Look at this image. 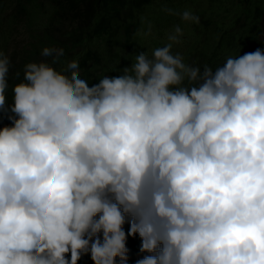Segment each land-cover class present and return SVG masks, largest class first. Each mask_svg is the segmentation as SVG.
Listing matches in <instances>:
<instances>
[{"label":"clouds","instance_id":"clouds-1","mask_svg":"<svg viewBox=\"0 0 264 264\" xmlns=\"http://www.w3.org/2000/svg\"><path fill=\"white\" fill-rule=\"evenodd\" d=\"M41 55L10 77L0 51V264H128L137 234L136 264H264V49L168 43L92 83Z\"/></svg>","mask_w":264,"mask_h":264},{"label":"trees","instance_id":"trees-1","mask_svg":"<svg viewBox=\"0 0 264 264\" xmlns=\"http://www.w3.org/2000/svg\"><path fill=\"white\" fill-rule=\"evenodd\" d=\"M185 1L0 0V51L10 55V77L25 63L44 60L42 48L49 46L65 53L69 67L79 65L83 78L90 83L96 82L102 76L120 74V70L131 63L133 53L145 51L150 55L145 38L149 28L156 18L161 21L159 14L170 21L172 14ZM254 3L256 7L252 3V7L247 9L241 0H234L236 19L227 30L224 23L210 24L202 31L197 28L196 39L185 47L186 63L199 65L201 69L205 65L215 69L228 56H235L240 51L243 55L258 48L264 49V10L260 9V5L264 7V0H255ZM215 6L218 11L223 8L229 10L226 4ZM155 9L158 11L155 12ZM255 15L262 19L248 20ZM156 24L159 25V21ZM23 26L29 28L32 42L26 55L21 57V53L12 51L11 47L15 35ZM212 28L213 31H210ZM56 71L62 74L60 69ZM8 95L10 99L11 88ZM6 123H9L6 119L0 121V127ZM128 227L126 224V231ZM126 244L129 249L128 264H136L138 259L147 255L140 251L138 234L128 236ZM78 264H93L90 254L83 255Z\"/></svg>","mask_w":264,"mask_h":264},{"label":"rangeland","instance_id":"rangeland-1","mask_svg":"<svg viewBox=\"0 0 264 264\" xmlns=\"http://www.w3.org/2000/svg\"><path fill=\"white\" fill-rule=\"evenodd\" d=\"M241 1L244 5V8L252 7L251 6L252 3L254 4L253 7L254 6L256 7L254 3L255 0H241ZM182 2L183 0H181V3ZM218 3L223 6L224 4H226L229 10L228 9L224 10L223 8V10L218 11L215 6ZM233 4H234V0H186L181 6L178 7L177 11L172 14L170 21L164 20L166 16L159 14L158 17L159 19H161V21L156 18V21H159V25L157 24L155 25L156 21H154V25H152L149 28L148 34L145 37L146 45L148 46L150 53L156 47H163L168 43H172L173 53L180 54L183 57L184 61L186 62L185 47L187 46L186 45L187 43L192 42L193 40L196 39V29L198 28L199 31H202L204 27H210V24L214 25V24L224 23L225 24L224 29L227 30L228 27L232 25L234 23V20L236 19L235 12H237V7L236 8L233 7ZM186 9H190L195 15L199 16V23L184 21L181 18V13ZM260 9L264 10L263 5H260ZM157 11L158 10L155 9V12ZM151 12L152 9L149 10V13ZM254 13H255V9H254ZM248 15H250V12H248ZM261 19L262 18L260 16H256V15L250 16V18H248V20H261ZM240 23L243 24V21H241ZM177 26H179L182 29L183 35L180 37L178 42H172L169 40V36L174 32ZM209 30L213 31V28ZM28 32H29V28L27 26H23L22 28H20L19 32L15 35L12 43L11 50L19 51L21 53L20 54L21 57L26 55L25 52H27L28 50L29 43L32 42V39L30 38Z\"/></svg>","mask_w":264,"mask_h":264}]
</instances>
